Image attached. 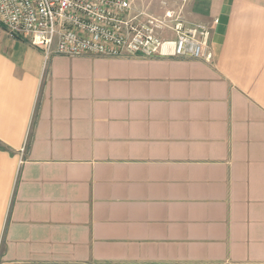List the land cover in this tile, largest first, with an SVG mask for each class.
Wrapping results in <instances>:
<instances>
[{"label":"crops","instance_id":"1","mask_svg":"<svg viewBox=\"0 0 264 264\" xmlns=\"http://www.w3.org/2000/svg\"><path fill=\"white\" fill-rule=\"evenodd\" d=\"M134 5L218 20L214 62L45 59L0 25V264H264V0Z\"/></svg>","mask_w":264,"mask_h":264},{"label":"built area","instance_id":"2","mask_svg":"<svg viewBox=\"0 0 264 264\" xmlns=\"http://www.w3.org/2000/svg\"><path fill=\"white\" fill-rule=\"evenodd\" d=\"M135 1L0 0V25L11 38L40 50L45 59L60 55L214 62L211 36L218 20L190 24L182 8L154 17L136 10Z\"/></svg>","mask_w":264,"mask_h":264}]
</instances>
